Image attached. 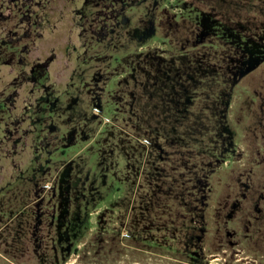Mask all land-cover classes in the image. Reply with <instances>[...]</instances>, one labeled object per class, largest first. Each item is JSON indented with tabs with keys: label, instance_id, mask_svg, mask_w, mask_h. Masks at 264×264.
<instances>
[{
	"label": "rangeland",
	"instance_id": "obj_1",
	"mask_svg": "<svg viewBox=\"0 0 264 264\" xmlns=\"http://www.w3.org/2000/svg\"><path fill=\"white\" fill-rule=\"evenodd\" d=\"M53 10L0 0V264H264V0Z\"/></svg>",
	"mask_w": 264,
	"mask_h": 264
},
{
	"label": "flooded vegetation",
	"instance_id": "obj_2",
	"mask_svg": "<svg viewBox=\"0 0 264 264\" xmlns=\"http://www.w3.org/2000/svg\"><path fill=\"white\" fill-rule=\"evenodd\" d=\"M2 2L4 5H15L16 8H18V11H20V13H23V10H25L24 13L26 14V16H28L27 18H32L33 16H35L36 20L40 19L43 20L44 22L50 23L51 20L49 19L47 13L48 11H54L53 8L56 0H2ZM112 8H114V6ZM119 16L120 15H118L117 17ZM42 17H44L45 20ZM49 29L51 32L54 31V27L51 25L49 26ZM3 30L5 33H7L8 28L4 27ZM100 34L101 31L96 32L97 37H99Z\"/></svg>",
	"mask_w": 264,
	"mask_h": 264
},
{
	"label": "trees",
	"instance_id": "obj_3",
	"mask_svg": "<svg viewBox=\"0 0 264 264\" xmlns=\"http://www.w3.org/2000/svg\"><path fill=\"white\" fill-rule=\"evenodd\" d=\"M196 217V215H194V217L193 218H195Z\"/></svg>",
	"mask_w": 264,
	"mask_h": 264
}]
</instances>
